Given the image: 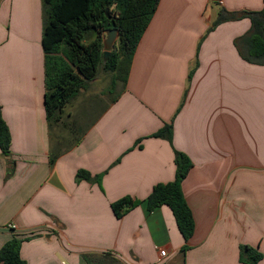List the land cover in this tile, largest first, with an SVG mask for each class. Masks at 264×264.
<instances>
[{"label": "crops", "instance_id": "obj_1", "mask_svg": "<svg viewBox=\"0 0 264 264\" xmlns=\"http://www.w3.org/2000/svg\"><path fill=\"white\" fill-rule=\"evenodd\" d=\"M263 7L161 0L116 101L63 147L45 106L43 0H0V104L11 134L10 155L0 148V249L22 239L26 264H89L105 253L121 264H243L249 246L264 264V65L235 46L249 19L212 28L220 8ZM169 124L171 142L152 137ZM176 151L193 164L182 183L195 220L184 256L172 210L146 202L175 181ZM79 171L91 180L77 181ZM124 197L141 204L118 219L111 206Z\"/></svg>", "mask_w": 264, "mask_h": 264}, {"label": "trees", "instance_id": "obj_2", "mask_svg": "<svg viewBox=\"0 0 264 264\" xmlns=\"http://www.w3.org/2000/svg\"><path fill=\"white\" fill-rule=\"evenodd\" d=\"M161 0H43V38L45 56V106L49 122L60 124L64 109L82 91L88 90L96 78L100 65L112 73L111 88L121 84L124 88L137 47L147 30ZM251 21L250 31L235 40L241 57L255 64L264 65V7L261 11L229 12L220 8L212 28L239 21ZM118 29L119 39L110 58L103 59L105 31ZM117 98L112 101L115 102ZM173 126L166 125L152 137L172 141ZM11 134L2 116L0 104V148L4 156L10 155ZM57 157H51L54 163ZM175 181L157 184L147 198V209L152 212L168 206L176 219L185 245L184 256L189 250L188 242L195 232L193 213L184 196L182 183L193 164L183 153L176 151ZM9 175L14 170L12 162ZM91 180L86 171H79L77 181ZM101 178L99 177V180ZM141 201L124 197L112 204L118 219L124 217ZM22 239L14 238L0 249V264H26L21 258ZM89 264H116L118 261L105 253L102 256L85 257ZM263 255L249 246L241 247L243 264H259ZM101 264V263H100Z\"/></svg>", "mask_w": 264, "mask_h": 264}, {"label": "rangeland", "instance_id": "obj_3", "mask_svg": "<svg viewBox=\"0 0 264 264\" xmlns=\"http://www.w3.org/2000/svg\"><path fill=\"white\" fill-rule=\"evenodd\" d=\"M111 78L112 73L107 71L103 65H100L97 76L91 82L89 89L84 90V93L67 105V111L62 115L61 123L54 125V142L62 143L63 147H71L78 139L77 133L81 132L84 126L87 127L98 118L121 88V84L111 88ZM69 113H72V117L69 116ZM100 263L104 264L103 261H99L98 264Z\"/></svg>", "mask_w": 264, "mask_h": 264}, {"label": "water", "instance_id": "obj_4", "mask_svg": "<svg viewBox=\"0 0 264 264\" xmlns=\"http://www.w3.org/2000/svg\"><path fill=\"white\" fill-rule=\"evenodd\" d=\"M118 39H119L118 29L113 28L105 31V37L103 39V46H104L103 59L105 62L110 58L111 52L116 46Z\"/></svg>", "mask_w": 264, "mask_h": 264}, {"label": "built area", "instance_id": "obj_5", "mask_svg": "<svg viewBox=\"0 0 264 264\" xmlns=\"http://www.w3.org/2000/svg\"><path fill=\"white\" fill-rule=\"evenodd\" d=\"M159 256H160V260H164L167 257V250L159 249Z\"/></svg>", "mask_w": 264, "mask_h": 264}]
</instances>
